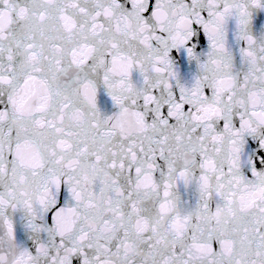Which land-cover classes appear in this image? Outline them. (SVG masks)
<instances>
[{
    "label": "snow or ice",
    "instance_id": "1",
    "mask_svg": "<svg viewBox=\"0 0 264 264\" xmlns=\"http://www.w3.org/2000/svg\"><path fill=\"white\" fill-rule=\"evenodd\" d=\"M0 264H264V0H0Z\"/></svg>",
    "mask_w": 264,
    "mask_h": 264
}]
</instances>
